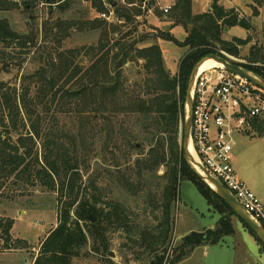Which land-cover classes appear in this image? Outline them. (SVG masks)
<instances>
[{"label":"trees","instance_id":"trees-1","mask_svg":"<svg viewBox=\"0 0 264 264\" xmlns=\"http://www.w3.org/2000/svg\"><path fill=\"white\" fill-rule=\"evenodd\" d=\"M19 1H27L30 7L45 3L51 8L56 7V12L64 15L72 12L74 0H0V62L6 66L8 57H11V61H21L22 58H17L10 50L15 45L21 51L28 49L21 55L34 53L33 59L40 60L42 65L35 72L24 74L19 88L0 83V198L9 197L26 187L35 189L41 186L56 195L59 203L58 225L43 242L34 264H73L75 260L89 258L90 253L105 257L112 248L108 235L117 230L123 231L133 244L145 248L151 257L148 264H164L175 224L173 208L178 185L183 181L194 184L209 207L220 214L221 218L214 230L193 232L182 238L174 263L190 257L197 247L216 245L225 237L234 235V228L227 217L237 214L186 163L180 140L185 119L186 90L194 66L210 54L223 56L221 52H226L238 56L240 48L246 46L248 40H225L223 33L236 26L249 30V24L239 20L234 9L222 6L220 0H213L209 11L198 15L192 12V0H179L171 21L175 27L181 26L184 29L186 38L182 42L178 41L172 33L166 31H161L156 37L187 49L177 75L172 76L165 69L159 45L137 47L146 42V37L132 43L119 38L113 48L99 56L109 44V35L115 31H110L103 20H92L87 22L88 28L91 32L100 31L102 46L98 51L91 48L86 52L85 55L91 56L94 62L80 76L82 68L76 65L75 52H62L54 56L52 52L42 51L39 43H47L56 30L55 38L61 44L70 37L67 30L82 31V26L70 20L66 29L67 20L57 18L52 25L43 26V35H40L39 30L37 33L20 34L2 17L3 12L17 9ZM102 1H98V9ZM107 1L112 4V0ZM137 2L141 7L146 6L148 11L155 6V0L144 3L143 0H129L128 4L135 5ZM254 2L264 8V0ZM99 11L105 12L106 9L102 6ZM134 15L141 16V11L136 10ZM156 15L160 16L158 10ZM119 16L126 23H133L132 16L126 12L119 13ZM62 32L64 34L61 36ZM113 50L117 52L111 55ZM77 51L79 55L81 49ZM260 52L252 56L251 64L264 62V55L260 56ZM138 60L143 61L146 78L137 83L135 90L130 91L123 78V68L126 63ZM242 66L264 78V69ZM56 102L59 107L54 113L72 115L73 126L69 131L65 125L58 126V121H54L57 124L52 128L57 129V132L43 140L41 155L37 151V142L44 135L46 120L42 115L51 112L50 104ZM121 116L123 120H119ZM99 119L107 125L105 130L111 140L119 132L135 150L134 142L138 140L150 147L146 158L136 160L138 175L146 177L145 172L156 173L161 167L165 168L163 175L158 177L164 184L162 199L157 202L160 214L156 216V224L138 230L142 225L134 227L123 204L112 202L108 210L100 206L102 195L98 192L97 177H88L84 181L89 165L87 160L81 159L79 141L84 139V122ZM76 122L79 126L75 125ZM257 123L258 118L253 121V125L257 127ZM3 129L6 135L2 134ZM257 130L259 135H263L264 124L257 127ZM64 138L70 143L64 142ZM88 190H92L91 196H82V192ZM90 215L96 218V222L89 220ZM245 227L264 252L261 241L252 230ZM13 228V219H0V251L22 249L19 240H14Z\"/></svg>","mask_w":264,"mask_h":264},{"label":"rangeland","instance_id":"rangeland-1","mask_svg":"<svg viewBox=\"0 0 264 264\" xmlns=\"http://www.w3.org/2000/svg\"><path fill=\"white\" fill-rule=\"evenodd\" d=\"M14 1V0H13ZM99 0H74L72 12L61 15L57 13L56 7L51 8L48 4H41L39 6L30 7L27 1H19L18 8L11 11L3 12L2 17L7 19L13 30L20 34H32L40 31L43 35V26L45 24H53L57 18L67 20L66 29L70 20H75L82 27L78 29L67 30L66 33L70 37L64 39L59 44L55 38L56 30L52 32L47 43H39L42 51H49L58 56L62 52L73 51L77 56L75 62L82 68L80 76L86 72L94 59L91 56H86V52L95 48L100 49L101 37L100 31L91 32L88 28L92 20H103L109 26V30L113 32L109 35V44L102 50L99 56H102L108 49L113 48L114 43L119 38L124 39V42H135L142 37L147 40L144 43L138 44L137 47H146L150 45H159L165 63V69L172 75H177L179 65L187 49L179 47L173 42L164 41L156 38L161 31L173 32V36L178 41H183L185 38V31L181 26H174L171 21V15L175 10V5L179 0H155V6L151 10H146V6L141 7L137 2L135 5H129V0H112L102 1V6L106 9L100 12ZM158 1V2H157ZM136 2V0H135ZM148 2V0H144ZM143 2V3H144ZM150 2V1H149ZM213 0H192L193 14H202L211 8ZM220 4L226 9H234L238 15L239 20H244L249 24V30H245L239 26L226 29L223 33L225 40H232L240 38L248 40V44L240 48L238 56H232L226 52V55L237 59L238 61L247 62L250 64L251 58L254 54L260 52V56L264 55V8L259 7L254 0H220ZM173 6L171 13L164 14L162 8L165 6ZM29 6L28 9L26 7ZM119 10V12L117 11ZM141 11V16H135V11ZM160 16L156 15V11ZM126 12L127 15L132 16L133 23H126L124 18L119 16V13ZM257 13L259 15H257ZM53 14V15H51ZM102 14L108 15L109 19L102 17ZM134 15V16H133ZM53 19V20H52ZM84 24V25H82ZM165 24L169 27L164 28ZM160 26V27H158ZM117 29V30H116ZM230 30V31H229ZM64 32L60 35L62 36ZM106 44V43H103ZM81 52L78 55V51ZM11 52L20 56L21 61L6 60L7 65L0 62V83L6 85H13L19 88L20 80L26 73H33L41 67V61L33 59L34 53L30 55L24 54L22 51L12 45ZM20 52V53H19ZM35 52V51H34ZM113 50L111 55L116 53ZM19 53V54H18ZM16 58V57H14ZM72 60V59H71ZM14 62V63H12ZM231 63L242 66L241 62L231 61ZM264 65L263 61H259ZM11 64V65H10ZM14 64V65H13ZM257 68V67H256ZM245 69V68H244ZM264 69V68H261ZM123 78L127 81L130 91L136 89L137 83H140L146 78L143 69V61L128 62L123 68ZM127 86V88H128ZM70 87V85H68ZM65 106V105H64ZM186 106V101H185ZM59 107L57 104H50V111L43 114L46 123L43 128L42 139H38L37 151L43 155L42 144L43 140L50 135H55L57 129L55 127L58 121L65 125V129L71 131L74 117L68 114H55L54 111ZM79 110V108H77ZM90 118V115L88 116ZM121 116L119 120H123ZM264 124V116L258 118L257 127ZM85 124L84 139L80 142V156L82 160H87L88 169L84 181L88 178H98L99 194H101L102 203L100 206L108 210V206L114 203L123 204L128 210L130 222L135 226L142 225L138 230H143L144 226H151L156 224V216L160 213L158 211V200L162 199L163 181L158 177L162 176L165 168L161 167L158 172H145V175L140 176L135 167L136 160L147 157L150 147L141 141H135L136 150L128 145V142L119 135V132L113 139L107 137L108 132L105 130L107 125L104 120L93 121L88 120ZM79 126V123H75ZM50 126V128H48ZM61 126V125H60ZM256 126H252L254 135H259ZM57 128V127H56ZM59 129H61L59 127ZM102 129V131L100 130ZM181 128V134H182ZM2 134L6 135V130H1ZM251 132V133H253ZM52 133V134H51ZM46 135V136H45ZM65 139V138H64ZM257 139L251 141L248 135L235 134L234 135V151L235 155H239L237 160L241 166L240 174L243 180L249 185L250 166L246 168V156L242 155L245 151L246 142H250L253 149L256 150L255 157L252 160L254 170L261 173L264 179V141ZM67 144L70 143L67 139L64 140ZM142 144V145H141ZM234 154V153H233ZM242 155V156H241ZM258 156V158H257ZM257 158V160H256ZM141 182V183H140ZM142 184V185H141ZM27 188V189H26ZM25 190L17 191L6 198H0V219L11 218L14 220V228L12 235L14 240H19V246L22 249L2 252L0 251V264H34L36 258L39 256L41 246L49 233L58 225L59 220V203L56 200V195L49 193L45 188L37 186V188L26 187ZM264 188V187H263ZM256 195L263 202V197L254 191ZM177 200L174 204V220L172 240L170 246L165 253L164 264H173L177 256V248L181 245L182 237L189 235L191 232H198L202 227L210 229L211 223H218L221 215L212 210L205 198L201 195L197 187L189 181L180 182L178 185ZM87 194L91 196L92 190L86 193L82 192V196ZM234 228V235H236V225L244 228L253 238H255L245 225L240 222L237 216H228ZM241 224V225H240ZM218 225V224H217ZM217 226H214V228ZM146 229V228H145ZM238 233L235 238H238L241 248H239V255L237 264H264V261L259 258L256 252V243L253 239H249L247 233H244L238 227ZM137 231V230H136ZM201 232H205L201 231ZM233 236V235H232ZM112 244L110 252L114 256H100L90 253L89 258L75 260L73 264H148L151 257L144 247L140 244H133L125 233L121 230L111 231L108 235ZM234 237H226L223 242H227L232 248L231 240ZM256 240V239H255ZM1 243V242H0ZM258 243V242H257ZM259 245V244H258ZM260 246V245H259ZM261 248V246H260ZM233 249V248H232ZM202 258L198 256L194 258L192 264H201Z\"/></svg>","mask_w":264,"mask_h":264},{"label":"built area","instance_id":"built-area-1","mask_svg":"<svg viewBox=\"0 0 264 264\" xmlns=\"http://www.w3.org/2000/svg\"><path fill=\"white\" fill-rule=\"evenodd\" d=\"M172 8V5L165 6L162 12L168 14ZM102 17L109 19L106 14ZM221 53L230 62L264 68L261 63L248 64ZM262 116L263 89L229 72L224 66L198 73L191 135L196 160L225 186L253 221L264 228V203L238 174L233 156L234 135L246 134L253 121Z\"/></svg>","mask_w":264,"mask_h":264},{"label":"water","instance_id":"water-1","mask_svg":"<svg viewBox=\"0 0 264 264\" xmlns=\"http://www.w3.org/2000/svg\"><path fill=\"white\" fill-rule=\"evenodd\" d=\"M144 2V0H143ZM214 59L221 63L229 72L239 75L245 78L247 81L253 83L259 88L264 90V78L258 74L244 69L243 67L231 63L225 56H220L218 54H210L203 57L194 66L192 73L190 75L188 86L186 90V106H185V119L181 134V146L184 154V159L186 163L190 166L193 172L203 180L207 185L215 187V192L223 199L225 202L235 211L237 216L244 222V224L254 232L257 238L264 245V228L257 225L250 215L246 212L243 206L234 198V196L225 188V186L219 182L216 178L210 175V173L200 166L197 160H194L190 154L189 148L191 145V135H192V125H193V102H194V86L198 76V70L202 63L207 60ZM89 220L94 223L96 218L93 215L89 216ZM109 256L113 257V252H109Z\"/></svg>","mask_w":264,"mask_h":264},{"label":"crops","instance_id":"crops-1","mask_svg":"<svg viewBox=\"0 0 264 264\" xmlns=\"http://www.w3.org/2000/svg\"><path fill=\"white\" fill-rule=\"evenodd\" d=\"M168 25H170V24H165V26H164V28L166 30L169 27ZM158 27H160V26H158ZM173 32H174V29H173ZM173 32H172V34H173ZM186 36H187V34L185 33V38H186ZM184 39H183V41H184ZM252 126H253V123L251 125V129L246 134H243V135H248L251 138V141L257 140V139H262L261 141H264V134L263 135H254L255 133L253 132ZM251 132H253V133H251ZM245 145H246L245 151H243L242 155L245 154V156H246V158H245L246 159V168L248 166H250V174L252 176L249 179V185L248 184L247 185L253 191H256L259 195H261L263 197V200H264V188H263L264 187V179L261 177V173L258 172L257 170H254L255 167H253V165L250 164V163H253L252 160H254L253 158L255 157L254 154H256V150L252 148V146L250 145V142L249 143L246 142ZM262 145L264 146V143ZM233 153H234L233 156H234L235 168H236L238 174L240 175V177L242 178L241 174L239 173L242 168H241V166L237 160L239 155L238 154L235 155L234 150H233ZM257 158H258V156H257ZM257 158H256V160H257ZM263 203H264V201H263ZM237 218L241 222V219L239 217H237ZM217 224L218 223H215V222L211 223L209 225L211 227L210 229H206L205 227L201 226V229L198 232H201L204 230L205 231L206 230H214L216 228V227L214 228V226H217ZM238 227L244 233H247V235L249 236V239H253L254 243H256V252L258 253L259 258L264 261V252L261 250V248L258 245L255 238H253L248 232H245L242 225L241 226L236 225L237 233L239 231ZM193 232H195V231H193ZM193 232H191V233H193ZM237 233H236V235H237ZM236 235L229 236V237H234L231 240L233 249L231 248L230 245H228L227 242L224 243L223 242L224 239H223L219 244H216V245H204V246L197 247L192 252L190 257H188L182 261L173 263V264H192L194 258L197 256L199 258H202L201 264H237V259H238V255H239V248H241V244L239 243L238 238H235ZM182 238H184V237H182Z\"/></svg>","mask_w":264,"mask_h":264},{"label":"bare ground","instance_id":"bare-ground-1","mask_svg":"<svg viewBox=\"0 0 264 264\" xmlns=\"http://www.w3.org/2000/svg\"><path fill=\"white\" fill-rule=\"evenodd\" d=\"M222 67H223V65L221 63L217 62L214 59H210V60H207L204 63H202V65L200 66L198 72L201 73V72H204V71H206L208 69H211V68H222ZM189 151H190V154L192 155V157L194 158V160H196V156H195L194 150H193L191 145H190ZM209 187L212 190H215L214 186L210 185Z\"/></svg>","mask_w":264,"mask_h":264}]
</instances>
